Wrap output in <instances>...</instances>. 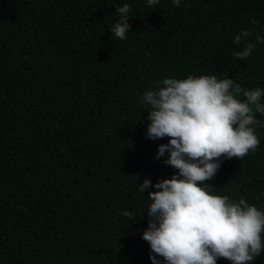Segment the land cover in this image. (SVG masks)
Listing matches in <instances>:
<instances>
[{"label": "trees", "instance_id": "1", "mask_svg": "<svg viewBox=\"0 0 264 264\" xmlns=\"http://www.w3.org/2000/svg\"><path fill=\"white\" fill-rule=\"evenodd\" d=\"M124 4L121 40L109 28ZM242 30L256 45L243 60L234 53L245 41L233 43ZM258 34L264 0H0V264H152L142 230L156 189L138 183L177 170L167 154L155 158L169 138L145 137L142 93L207 74L232 78L245 99L264 89ZM255 116L256 150L222 159L204 183L264 211V115ZM248 264H264V250Z\"/></svg>", "mask_w": 264, "mask_h": 264}, {"label": "clouds", "instance_id": "2", "mask_svg": "<svg viewBox=\"0 0 264 264\" xmlns=\"http://www.w3.org/2000/svg\"><path fill=\"white\" fill-rule=\"evenodd\" d=\"M149 6L160 0H146ZM179 6L181 0H171ZM130 5L116 8L119 20L110 29L121 40L129 32ZM252 23H256L253 19ZM250 33L242 30L233 43L242 50L234 55L241 60L250 56L255 44ZM257 43L264 36L256 35ZM158 89L142 93L147 111L145 137H168L157 146L155 158L164 157V164L177 171L170 178L156 183L144 178L138 191H149V219L142 230V239L150 246L152 264H217L225 258L231 264H248L264 250V211L227 195L212 194L207 180L221 167L222 159L243 157L255 151L260 143L254 125L261 122L255 113L264 115V89L244 91L238 99L240 85L232 78L216 75L167 77ZM145 213V212H144ZM122 215L131 220L133 213Z\"/></svg>", "mask_w": 264, "mask_h": 264}]
</instances>
